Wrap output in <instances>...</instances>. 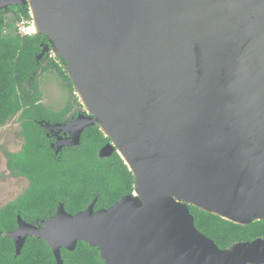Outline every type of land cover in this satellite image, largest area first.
I'll return each instance as SVG.
<instances>
[{
    "label": "water",
    "instance_id": "1",
    "mask_svg": "<svg viewBox=\"0 0 264 264\" xmlns=\"http://www.w3.org/2000/svg\"><path fill=\"white\" fill-rule=\"evenodd\" d=\"M27 6L67 65L87 115L61 145L98 124L135 187L107 208L0 231L20 255L43 239L56 264L80 241L104 264L264 263V239L220 248L190 205L236 224L264 220V0H0ZM50 127L46 125V128ZM51 128V127H50Z\"/></svg>",
    "mask_w": 264,
    "mask_h": 264
},
{
    "label": "trees",
    "instance_id": "2",
    "mask_svg": "<svg viewBox=\"0 0 264 264\" xmlns=\"http://www.w3.org/2000/svg\"><path fill=\"white\" fill-rule=\"evenodd\" d=\"M10 8L17 20L31 21L27 6ZM44 42L47 40L43 35L21 34L13 23L7 22L3 10L0 11V125H5L21 112L19 119L25 146L19 154L9 155L8 161L14 174L26 176L31 181L24 194L0 210V231L5 233L17 228L18 215L29 222L52 214L56 209L55 197L68 206L73 201L58 195L65 191L81 192L86 182L104 185L103 208L112 206L134 190V175L118 153L104 158V165L95 162L99 150L109 141V137L97 127L88 128L79 149L64 153L60 159L55 158L40 127L33 120L38 116H34L30 108L35 107L37 114L45 112L36 77L37 55ZM54 66L74 91V84L64 67L59 62ZM190 210L195 216L196 227L222 249L234 242L264 234V220L241 225L193 205H190ZM62 254L66 264H104L99 250L84 241L79 242L75 251L62 249ZM0 264H56V260L43 239L28 237L17 256L14 240L0 236Z\"/></svg>",
    "mask_w": 264,
    "mask_h": 264
},
{
    "label": "flooded vegetation",
    "instance_id": "3",
    "mask_svg": "<svg viewBox=\"0 0 264 264\" xmlns=\"http://www.w3.org/2000/svg\"><path fill=\"white\" fill-rule=\"evenodd\" d=\"M2 10H3L4 17L8 11L14 12V10H12L10 7L8 9H1L0 11H2ZM31 21H32V18H31ZM31 21L29 22L30 25L32 24ZM27 28H26V32H27ZM27 34H30V33L27 32ZM38 61H39V66H38V70L36 73V77H37V82H38V91L40 92L39 81H38L40 74L48 71L51 66L56 69V67L54 66V63L58 62V59H57V56H55L53 52L49 51L41 59H38ZM45 63H46V65H45ZM56 71H57V69H56ZM73 95H77L76 90L73 91ZM76 97H77V99L79 98L78 96H75V98ZM42 107L45 110V112H42L41 114H37L36 110H34V109H36L35 107H30L33 109L34 116H38V118L34 117L33 120H34L35 124L40 127V130H41L42 134H44V137L46 138L48 145L51 148V150L53 151V154H54L56 159H60L64 153H68V152L79 149L83 143L84 135L87 132L88 128L97 127L105 135V133L101 130L100 126L98 124H95V125L86 127L84 129V131L82 132L79 144H77V145H65L64 144V145H61L59 147V144H62V142L65 139H68L69 137H71V135H74V131L70 129V125H72V122L75 119H77V117L79 115H87L88 109L82 103V101L80 99H78L77 104H74V103L67 104L60 110H57L56 108L50 109L49 107H47L43 104H42ZM20 113L21 112H19L15 116H13L5 125H0V126L8 125L14 117L18 116V120H19V123L21 125V132L24 136L22 122L19 119ZM46 125H49L51 128L50 127L46 128ZM24 140H25V137H24ZM109 142H112L111 138H109V141H107L106 143H109ZM24 146H25V142H24V145H23V148L21 151L16 152V153L8 152L6 154L8 160H9V155L13 156V155H17L20 152H22L24 149ZM99 152H100V150H99ZM99 152H98V158L95 160V162H97L98 164L104 165V163H105L104 158H101L99 156ZM115 153H117V152H114L113 155ZM108 158H110V157H108ZM8 168L13 175L19 176V177H26V176L14 174L12 172V170L10 169L9 161H8ZM27 179L29 180V178H27ZM30 184H31V181L29 180V187H30ZM29 187H28V189H29ZM134 187H135V185H134ZM103 193H104V185L103 184H100L99 182L95 183V181L94 182H86V187L81 192L73 193L71 191H65L62 195L57 194L59 196V198L64 197L65 199H67L69 201H73V202H70V204L68 206L64 201H61L60 199L55 197L56 202H57L55 211L52 214H50L49 216H46L45 218L34 219V220L29 221V223H33V224L38 225V226L43 225V221L48 219L49 217L53 216L57 212L58 208L61 205H63L64 208L69 213H73V214L78 213V212L88 208V206L92 202H95V210L103 208V207H105L101 203V201L103 199ZM17 219H18V217H17ZM256 238H263L264 239V234H260V235L254 236V237H250L248 239H244L241 241L254 240ZM237 242H240V241H237ZM234 243H236V242H234ZM233 244H231V245H233ZM227 247H229V246H227ZM247 264H256V263H247Z\"/></svg>",
    "mask_w": 264,
    "mask_h": 264
},
{
    "label": "rangeland",
    "instance_id": "4",
    "mask_svg": "<svg viewBox=\"0 0 264 264\" xmlns=\"http://www.w3.org/2000/svg\"><path fill=\"white\" fill-rule=\"evenodd\" d=\"M5 18L7 22L13 23L21 34H26L20 27L23 24L29 25L27 21H25L27 23H22L23 20H17L15 13L10 11L6 13ZM57 59L64 69L68 71L66 63L58 56ZM38 81L42 96L41 103L50 109L56 108L60 110L67 104H77L78 99H80L75 98L78 95H73L69 83L52 66L48 71L40 74ZM74 89L76 90L75 87ZM24 142L18 116L14 117L8 125L0 126V210L24 194L29 187V180L26 177L15 176L10 172L6 155L8 152L16 153L21 151Z\"/></svg>",
    "mask_w": 264,
    "mask_h": 264
},
{
    "label": "bare ground",
    "instance_id": "5",
    "mask_svg": "<svg viewBox=\"0 0 264 264\" xmlns=\"http://www.w3.org/2000/svg\"><path fill=\"white\" fill-rule=\"evenodd\" d=\"M27 30H28V32L29 33H31V34H35V33H37V32H39V27L37 26V24L36 23H32L28 28H27Z\"/></svg>",
    "mask_w": 264,
    "mask_h": 264
},
{
    "label": "built area",
    "instance_id": "6",
    "mask_svg": "<svg viewBox=\"0 0 264 264\" xmlns=\"http://www.w3.org/2000/svg\"><path fill=\"white\" fill-rule=\"evenodd\" d=\"M22 23H25V22H22ZM27 27L28 26L26 24H23V26H21L20 29L23 30L27 34V32H26Z\"/></svg>",
    "mask_w": 264,
    "mask_h": 264
}]
</instances>
